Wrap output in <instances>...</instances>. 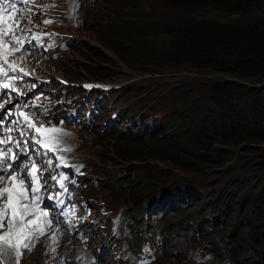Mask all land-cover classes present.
I'll list each match as a JSON object with an SVG mask.
<instances>
[{"label":"rangeland","instance_id":"obj_1","mask_svg":"<svg viewBox=\"0 0 264 264\" xmlns=\"http://www.w3.org/2000/svg\"><path fill=\"white\" fill-rule=\"evenodd\" d=\"M126 1L128 0H63L62 5L66 10L61 11V14H54L58 11L51 7L46 8L53 18L50 24L67 32L74 40V47L65 49V57L60 60L47 61L31 55L17 61L34 78L49 77L57 82L56 77L61 76L72 83L67 86L70 93L84 91L87 88L82 87L81 83H90L93 90L102 91L108 99L103 117L92 129L67 128L65 133L67 142L74 150L73 158L84 163L89 171L88 177L99 180L101 175H105L103 181L112 179L86 195L94 199L96 205L106 206L113 213L121 212L126 221L132 220L133 225L129 229L136 230L137 234L141 233V245L156 246L154 237L144 236L145 230L160 234L163 241L158 246L157 258L152 264H185L193 258L198 264H264V259L260 257L264 247V206L249 198L250 189L258 187L263 191L264 188V143L240 145L237 148L225 147V150H233L232 157L226 158L228 154L222 150L221 156L217 155L214 160H203L198 172L175 169L170 163L178 158L176 155L181 145H178L177 138L172 133L176 124L181 123L174 108L194 101L200 105L198 107L215 108L218 98L214 99L209 85L214 83L218 87L230 77L189 66H165L154 60L135 63V67H132V63L122 65L117 58L115 63L104 62L83 48L88 43L97 48L99 53L102 51L104 56L114 57L110 46L100 42L92 31V21H100L102 28L107 30L110 20L122 17L138 23L140 28L148 29L140 35L141 32L137 33L148 44L153 47L166 45L168 36L160 30L159 33L156 24L170 21L175 12L163 6L159 0H142L140 4L132 3L126 9L120 7L118 2L125 4ZM210 14L222 18L221 14ZM83 20L87 22V27H82ZM90 62H93V66L88 72L83 65ZM241 84L264 90V85H259L258 81L253 83L242 80ZM32 85L30 84L31 87ZM245 93L233 91L223 95L221 101L227 105L228 111L237 112L248 102ZM111 112L118 113L114 119L121 122L123 131L130 132L132 136L139 135L140 139L117 138L112 132L104 134L102 123L109 119ZM166 118L176 119L174 123L167 124ZM159 122H162L161 135L153 134L148 137V133H142L144 128H150L152 124ZM131 127L133 128L129 130ZM117 153L126 157L116 158L113 154ZM138 156L147 159L141 163L137 160ZM151 156L160 157L162 162L151 159ZM178 161L186 164L185 161ZM144 163L149 167L153 165L155 169L139 171L132 183L128 176L130 169L133 166H143ZM159 168L169 172L152 174ZM123 173L125 177L117 184L122 185L121 189L114 187L115 183L111 182ZM233 177H237V182H232ZM169 187H175L171 190L180 188L178 196L181 200L177 196L174 199L172 197L173 200L169 203L174 201V207L167 209L164 215L160 208H155L147 218L144 212L149 205L144 202L148 196L163 194V190ZM218 192L221 199L227 195L230 198L226 200L238 198V204L227 207L226 201L223 208L214 211L209 201ZM206 230L211 231L209 233ZM125 233L132 239L137 235L127 231ZM193 235L195 240H192ZM215 237L223 240L220 239V243H210ZM88 250L92 256L95 249L61 237L58 247L53 251L49 247V237L42 236L31 251L22 250L18 264H61L62 261L63 264H89L91 258L85 257ZM0 258L5 264H13L12 258Z\"/></svg>","mask_w":264,"mask_h":264},{"label":"trees","instance_id":"obj_2","mask_svg":"<svg viewBox=\"0 0 264 264\" xmlns=\"http://www.w3.org/2000/svg\"><path fill=\"white\" fill-rule=\"evenodd\" d=\"M141 1L128 0L125 4L118 3L120 7L126 9L128 5L132 6V3L137 2L140 4ZM159 1L163 6L175 12L170 21L156 24L158 32L160 30L168 36L166 45L153 47L148 44L144 37L139 36L148 29L140 28L138 23H133L128 21L129 18L122 17L110 20L106 26L107 30L102 28L103 25L99 23L100 21H92L94 25L92 31L100 42L110 46L114 57L104 56L102 51L99 53L97 48L91 47L88 43L83 48L104 62L115 63V58H117L122 65L126 66L132 63V67H135L133 66L135 63L154 60L165 66H189L222 73L230 77L228 81L220 83L218 87L214 83L209 85L214 99L218 98L215 108L198 107L199 104L196 101L174 108L181 123L176 124L172 133L176 136L178 145H181L176 155L178 158L170 161L172 168L198 172L203 160H214L217 155L221 156L222 150L227 152L226 158L232 157L233 150H225V147L237 148L240 145L250 146V144L264 143V90L241 84L243 80L253 83L258 81L259 85H264V0ZM210 12L221 14L222 18L215 17ZM86 24L87 22L83 20L82 27H87ZM73 47L74 45H71L70 49ZM130 60L131 62H129ZM92 66L93 62L83 65L88 72L91 71ZM233 91L246 92L245 94L248 96V98L244 96L248 99L246 105L237 112L228 111L227 105L221 101L222 97ZM175 119L166 118V123L172 124ZM154 132L153 134L161 135L163 131L157 129ZM114 136L131 140L140 139L139 135L132 136L130 133H124L122 127L114 132ZM113 155L119 159L126 157L118 153ZM223 155L225 154L223 153ZM203 157L208 158L204 159ZM108 159H110V152ZM146 159L137 157L139 162H145ZM151 159L162 162L158 156H151ZM178 159L185 161L186 164H181ZM151 169H155L153 165L149 167L145 163L143 166H133L128 174L130 181L135 182L139 171L145 172ZM164 172L168 173L169 170L159 168L156 173L152 174L162 175ZM122 177H125L124 173L117 180L114 179L111 182L115 183L114 187L121 189L122 185L117 184L121 182ZM233 179L232 182H237V177H233ZM103 183H109V181H103L101 186ZM249 191L250 200L264 206V188L263 191H260L258 187ZM227 196L221 199L220 192L213 195L209 201L211 208L214 211L223 208V203L226 201H228L226 202L227 207L238 204L236 203L238 198L226 200V198H230ZM206 231L210 233L211 230ZM198 236L199 234L196 237ZM191 237L192 240H195L194 235ZM215 238L210 243H220L221 237ZM260 257L264 259V247ZM181 260L183 261V259ZM185 264L193 263L187 261Z\"/></svg>","mask_w":264,"mask_h":264},{"label":"snow or ice","instance_id":"obj_3","mask_svg":"<svg viewBox=\"0 0 264 264\" xmlns=\"http://www.w3.org/2000/svg\"><path fill=\"white\" fill-rule=\"evenodd\" d=\"M0 5H5V0H0ZM17 11L12 0H6V6L0 7V110H3L0 111V129L5 133L0 137V257H11L13 264H18L22 250L31 251L42 236L49 237V247L55 251L60 238L75 227L72 212L65 211L61 199L69 191L64 182L67 177L60 171L53 174L52 159L47 158L50 154L54 156L58 151L68 150L63 148L62 137L66 134L58 126L49 127L34 119L37 113L27 111V104L13 103L12 93L24 95L18 92V82L29 75L17 62L22 61L28 52L24 33L17 31L22 23L17 18ZM41 39L32 36L27 43L35 41L39 44ZM32 88L35 89L36 85L33 84ZM5 104H11V108L5 109ZM6 123L8 127L4 129ZM14 131H18V137L12 135ZM39 156L45 157L40 164L36 160ZM58 160L60 167L67 166L62 155ZM25 167H29V171L22 174ZM42 168L47 171V177ZM49 179L54 182L52 192H47ZM45 194L49 203L59 210L58 216H49L51 210L44 205ZM99 264H106L102 255Z\"/></svg>","mask_w":264,"mask_h":264},{"label":"clouds","instance_id":"obj_4","mask_svg":"<svg viewBox=\"0 0 264 264\" xmlns=\"http://www.w3.org/2000/svg\"><path fill=\"white\" fill-rule=\"evenodd\" d=\"M105 100H106V108L108 107V99L105 97ZM112 113L113 112H111L110 113V116H109V118H111L112 116ZM118 114V113H117ZM104 115V114H103ZM117 116V115H116ZM116 116L114 117V118H116ZM108 119V118H107ZM106 119V120H107ZM106 120H104V121H106ZM119 123H121L120 121H118ZM161 125H162V122H159V123H157V124H152L151 125V127L150 128H144L143 130H142V133H148V136H150V135H152L153 133H155L154 131L155 130H157V129H159V131H163L162 130V127H161ZM157 126V128H155ZM120 127H122V125L120 126ZM123 128V127H122ZM133 127H131L129 130H131ZM124 129V128H123ZM124 133H126V132H124Z\"/></svg>","mask_w":264,"mask_h":264},{"label":"bare ground","instance_id":"obj_5","mask_svg":"<svg viewBox=\"0 0 264 264\" xmlns=\"http://www.w3.org/2000/svg\"><path fill=\"white\" fill-rule=\"evenodd\" d=\"M7 260H10L11 259V257H8V258H6ZM9 262V261H8ZM6 263V262H5Z\"/></svg>","mask_w":264,"mask_h":264}]
</instances>
